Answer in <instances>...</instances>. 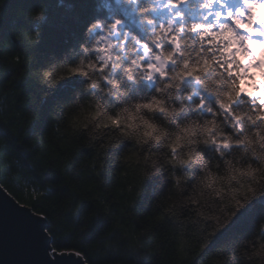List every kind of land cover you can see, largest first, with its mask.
<instances>
[{"label":"clouds","instance_id":"1","mask_svg":"<svg viewBox=\"0 0 264 264\" xmlns=\"http://www.w3.org/2000/svg\"><path fill=\"white\" fill-rule=\"evenodd\" d=\"M3 3L0 0V5ZM252 7L257 8V14L264 12V0H255ZM245 10L247 15L234 14L248 23L252 11L248 6ZM25 18L33 24L42 23L46 9L29 10ZM252 26L264 28L259 21ZM42 31L36 28L25 33V39L38 45ZM94 47L96 54L88 59L72 62L66 55L52 53L44 65L30 72L24 69L40 90H48L45 97L55 95L67 81H83L68 99L53 105L50 130L43 138L37 134L33 139L34 145L37 139L43 145L34 159L43 161L45 171H58L64 182H71L74 195L67 198L63 212H71L73 219L79 220L84 200L93 202L80 233L89 234L101 212L105 220L111 218L107 230L98 232L86 245L100 258L116 253L123 257L105 264H204L202 257L209 254L215 237L264 198V92L260 91L264 82L255 95H249L241 90L231 65L217 62L207 72L200 68L192 71V65L181 69L180 75L169 65H153L136 76L125 69L129 81L155 85L151 92L133 95L132 87H124L123 81L114 77L120 65L115 63L118 57L112 43L97 42ZM9 62L19 66L20 54L9 56ZM212 74L223 81L216 104L203 97L191 103L194 93L184 91L186 81L203 83ZM241 99L253 102L251 111L235 109ZM38 118V114L28 118L25 135ZM0 120L8 123L2 115ZM9 130L20 135L15 126ZM6 145L0 137V147ZM74 174L79 178L73 180ZM109 176L115 177V187L108 184ZM44 179L46 183L39 189L32 187L33 200L46 197L53 187L52 181ZM149 182L154 186L150 188ZM146 193L151 211L141 210L138 215L136 209ZM141 215L148 220L146 225ZM75 254L91 264L83 251ZM210 255V264H264V216L247 234H239L230 249L221 246Z\"/></svg>","mask_w":264,"mask_h":264},{"label":"trees","instance_id":"2","mask_svg":"<svg viewBox=\"0 0 264 264\" xmlns=\"http://www.w3.org/2000/svg\"><path fill=\"white\" fill-rule=\"evenodd\" d=\"M40 7L46 9V19L42 23L33 24L25 18L29 10ZM248 7L252 14L257 12V8ZM0 9V115L8 121L5 124L0 120V137L7 141L6 146L0 147V183L18 201L46 217L51 246L56 251H83L91 264L122 259L119 253L100 258L98 253L86 246L97 238L98 232L107 230L111 218L105 220L101 212L89 234L80 233L79 227L85 223L83 217L93 210V202L84 200L79 220H74L71 212H63L67 198L74 195L70 189L71 182H64L65 178L58 171H45L43 161L34 159L43 145L39 139L34 145L33 139L37 134L43 138L50 130L53 105L58 100L68 99L83 81L80 78L67 81L56 90L55 95L45 97L43 93L48 90H40L24 69L30 72L44 65L52 53L66 55L67 61L72 62L80 57L88 59L95 56L97 42L106 45L110 41L118 57L115 63L120 65L114 77L121 79L124 87H132L133 95L137 91L151 92L155 85L143 81L137 85L129 81L125 69L136 76L142 68L156 66L154 59L158 57L164 59L167 62L165 65H169L177 75L181 74V69L192 65H195L192 71L200 68L205 72L217 62L231 65L241 88L245 83L247 93L251 95L249 87L251 91L255 90L254 80H251L254 79L251 68L256 67L255 56L247 46V35L239 33L232 25L241 30L248 28L252 15L248 16L249 22L244 23L234 13L247 15L246 10L239 7L231 9L229 0H4ZM36 28L43 29L41 42L30 45L25 33ZM17 53L22 59L19 66L9 62V56ZM242 58L246 63L245 69ZM222 85L223 81L217 79V74H212L203 83L187 80L184 91L194 93L191 103H198L203 97L209 104L215 105ZM252 103L241 99L235 109L251 111ZM37 114L39 118L25 135L24 125H27L30 116ZM11 126L18 128L20 135H14L9 130ZM17 160L22 162L20 166L14 162ZM44 177L53 182V187L46 197L33 200L31 189L43 186L46 183ZM78 178V174L73 175V180ZM116 183L115 177H108L109 185L115 187ZM148 186L151 188L154 185L149 182ZM141 210L145 213L151 211L147 193L138 204V215ZM261 216H264V198L256 200L241 212L231 227L215 237L209 254L202 257L204 264H210L213 249L221 246L230 249L239 234H247ZM140 218L145 225L148 223L143 215ZM81 236L84 239H80ZM93 255L97 259H93ZM139 264L149 262L141 261Z\"/></svg>","mask_w":264,"mask_h":264},{"label":"water","instance_id":"3","mask_svg":"<svg viewBox=\"0 0 264 264\" xmlns=\"http://www.w3.org/2000/svg\"><path fill=\"white\" fill-rule=\"evenodd\" d=\"M48 226L45 216L0 186V264H85L74 250L53 249Z\"/></svg>","mask_w":264,"mask_h":264},{"label":"rangeland","instance_id":"4","mask_svg":"<svg viewBox=\"0 0 264 264\" xmlns=\"http://www.w3.org/2000/svg\"><path fill=\"white\" fill-rule=\"evenodd\" d=\"M252 47H253L255 53L257 54V57L259 59L260 64L264 67V41L256 40V41L253 42ZM154 61L156 62V67H163L167 63L164 59H162L160 57L155 58ZM261 77H262V72L257 71V76L255 77V81H254V84H253V86L255 87V91L252 94H256L257 86L261 85L262 82H264L263 80H261ZM263 89H264V86H261L260 87V91L263 90ZM241 90L243 92H247L248 91V88H247L245 83L242 84Z\"/></svg>","mask_w":264,"mask_h":264}]
</instances>
